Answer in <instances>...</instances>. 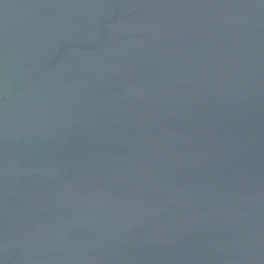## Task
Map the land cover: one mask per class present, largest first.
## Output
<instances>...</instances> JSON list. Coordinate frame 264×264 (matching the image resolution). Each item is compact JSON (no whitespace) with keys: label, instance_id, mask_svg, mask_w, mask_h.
I'll return each mask as SVG.
<instances>
[{"label":"water","instance_id":"water-1","mask_svg":"<svg viewBox=\"0 0 264 264\" xmlns=\"http://www.w3.org/2000/svg\"><path fill=\"white\" fill-rule=\"evenodd\" d=\"M0 264H264V0H0Z\"/></svg>","mask_w":264,"mask_h":264}]
</instances>
